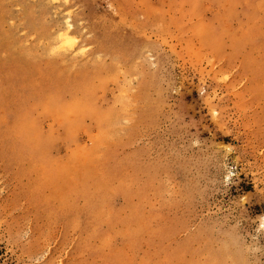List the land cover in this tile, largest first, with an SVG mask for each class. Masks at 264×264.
Returning a JSON list of instances; mask_svg holds the SVG:
<instances>
[{"label":"rangeland","instance_id":"obj_1","mask_svg":"<svg viewBox=\"0 0 264 264\" xmlns=\"http://www.w3.org/2000/svg\"><path fill=\"white\" fill-rule=\"evenodd\" d=\"M263 222L264 0H0V264H264Z\"/></svg>","mask_w":264,"mask_h":264},{"label":"bare ground","instance_id":"obj_2","mask_svg":"<svg viewBox=\"0 0 264 264\" xmlns=\"http://www.w3.org/2000/svg\"><path fill=\"white\" fill-rule=\"evenodd\" d=\"M66 34H67V36L70 34V32H69V30H68V32H66ZM66 35H64V36H61V38H62V41L65 39H67V37H65ZM69 38V37H68ZM68 40V39H67ZM71 41V40H70ZM69 41V42H70ZM263 225H264V222H263Z\"/></svg>","mask_w":264,"mask_h":264}]
</instances>
